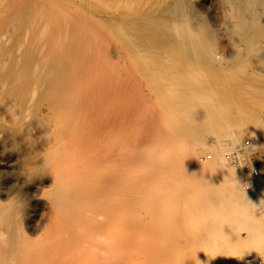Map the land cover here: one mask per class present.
I'll list each match as a JSON object with an SVG mask.
<instances>
[{"label":"rangeland","instance_id":"rangeland-1","mask_svg":"<svg viewBox=\"0 0 264 264\" xmlns=\"http://www.w3.org/2000/svg\"><path fill=\"white\" fill-rule=\"evenodd\" d=\"M51 1L59 8L60 124L43 115L47 94L24 115H0L1 157L12 161L0 168V264H231L202 230L206 207L194 202L210 185L221 190L220 162L212 145L184 152L193 139L183 130L201 126L198 112L241 82L224 108L264 115V95L250 97L264 89V73L254 80L241 70L195 97L181 81L140 71L104 20L109 0ZM245 139L253 142L246 135L234 150ZM216 149L223 158L226 149Z\"/></svg>","mask_w":264,"mask_h":264},{"label":"bare ground","instance_id":"bare-ground-1","mask_svg":"<svg viewBox=\"0 0 264 264\" xmlns=\"http://www.w3.org/2000/svg\"><path fill=\"white\" fill-rule=\"evenodd\" d=\"M58 9L51 0H0V115H24L34 98L47 94L43 115L48 124H60ZM104 20L139 57L143 74L160 82L181 81L179 86L194 96H205L217 82L241 70L254 80L264 73V0H109ZM243 90V82L225 88L220 101L210 103L203 115L198 112L203 124L186 125L190 129L183 134L193 140L188 149L183 147L194 155L199 147L212 145L220 162L215 182H221V190L216 194L210 185L194 201L206 207L202 230L220 241L231 264H256L246 262L244 254L264 249V184L245 190L237 176L242 170L233 165L238 173L227 170L221 161L227 160L216 149L234 150L248 135L250 150L264 156L259 144L264 115L251 109L234 113L222 102ZM263 95L264 89L257 87L250 97L260 102ZM1 156L0 150V168L12 165Z\"/></svg>","mask_w":264,"mask_h":264},{"label":"built area","instance_id":"built-area-1","mask_svg":"<svg viewBox=\"0 0 264 264\" xmlns=\"http://www.w3.org/2000/svg\"><path fill=\"white\" fill-rule=\"evenodd\" d=\"M251 140L245 139L243 146L236 150L227 151L225 159L233 166L242 170L244 188L250 190L257 186L259 181L264 182V157L250 150ZM212 158L211 153L199 156L200 161ZM246 262L264 264V256L254 253L246 254Z\"/></svg>","mask_w":264,"mask_h":264}]
</instances>
